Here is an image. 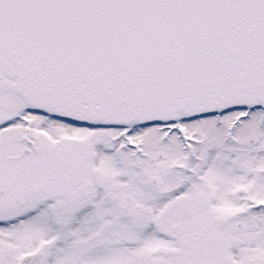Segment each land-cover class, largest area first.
I'll return each mask as SVG.
<instances>
[{
  "label": "snow or ice",
  "instance_id": "1",
  "mask_svg": "<svg viewBox=\"0 0 264 264\" xmlns=\"http://www.w3.org/2000/svg\"><path fill=\"white\" fill-rule=\"evenodd\" d=\"M0 264H264V0H0Z\"/></svg>",
  "mask_w": 264,
  "mask_h": 264
}]
</instances>
